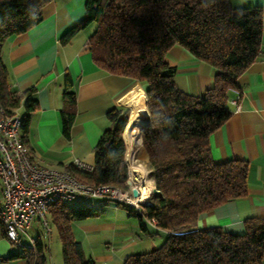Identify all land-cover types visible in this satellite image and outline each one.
Instances as JSON below:
<instances>
[{"label": "trees", "instance_id": "obj_1", "mask_svg": "<svg viewBox=\"0 0 264 264\" xmlns=\"http://www.w3.org/2000/svg\"><path fill=\"white\" fill-rule=\"evenodd\" d=\"M47 1L0 0V52L9 35L41 20V7ZM84 9L82 20L62 34L61 42L93 23L86 41L93 61L111 73L140 81L150 116L140 139L157 192H151L149 203L139 210L130 206L128 210L140 222L153 221L165 236L156 248L127 255L123 264H261L264 219H244L240 233L218 226L196 227L200 213L247 192V162L215 161L208 135L230 115V91L238 90V76L258 54L261 7L234 6L230 0H84ZM175 43L216 68L213 84L200 95L185 93L174 82L176 67L168 62L166 52ZM7 72L0 53V108L12 112L22 107L25 141L29 113L38 105L35 89H10ZM63 82L60 118L62 133L69 137L76 96L67 73ZM125 110L108 112L111 124L93 148L91 169L75 164L65 169L89 183L127 188ZM85 199L74 204L56 200L48 207L49 222L61 242L62 264H95L74 239L71 221L101 214L109 201L122 204L104 199L101 207ZM22 248L27 264H48L47 245L39 235L33 249Z\"/></svg>", "mask_w": 264, "mask_h": 264}, {"label": "crops", "instance_id": "obj_2", "mask_svg": "<svg viewBox=\"0 0 264 264\" xmlns=\"http://www.w3.org/2000/svg\"><path fill=\"white\" fill-rule=\"evenodd\" d=\"M230 3L261 7L260 48L256 58L237 78L240 108L236 110L227 103L230 115L210 132L208 142L215 161L247 162V192L200 213L196 227L218 226L240 233L244 219H264V0H230ZM41 14L38 23L9 35L2 42L0 52L7 67L9 88L19 92L35 89L38 105L29 113L25 142L39 165L65 169L79 160L91 167L93 148L111 124L108 112L126 106L131 110L136 102L145 99V92L140 81L111 73L93 61L86 45L89 36L86 29L61 42L62 34L84 17V0H48L41 7ZM166 59L175 65L174 82L183 92L200 95L213 84L216 68L196 58L182 45H171ZM65 73L76 96L69 137L62 133L60 118ZM234 95L235 91H230L229 96ZM17 111L24 113L22 107ZM145 156L147 159V152ZM105 205L109 207L106 213L71 221L74 239L82 244L85 254L95 264H123L127 255L150 251L163 241L165 232L156 228L153 221L140 222L135 212H129L123 204L109 201ZM15 253L17 256H12ZM0 264H27L25 249L12 245L1 224ZM261 264H264V251Z\"/></svg>", "mask_w": 264, "mask_h": 264}, {"label": "built area", "instance_id": "obj_3", "mask_svg": "<svg viewBox=\"0 0 264 264\" xmlns=\"http://www.w3.org/2000/svg\"><path fill=\"white\" fill-rule=\"evenodd\" d=\"M234 91L235 95L229 97L227 103L238 110L240 94L239 90ZM21 119L17 109L6 112L0 108V222L14 247L25 245L20 239L22 233L34 248L35 237L28 232L33 221L40 223L43 233L50 232L48 207L56 200L74 204L84 198L110 199L135 210L149 203L148 198L144 202L136 201L137 197L131 194V187L135 185L127 180V188L93 184L66 169L39 165L22 138ZM75 165L91 169L79 160Z\"/></svg>", "mask_w": 264, "mask_h": 264}, {"label": "bare ground", "instance_id": "obj_4", "mask_svg": "<svg viewBox=\"0 0 264 264\" xmlns=\"http://www.w3.org/2000/svg\"><path fill=\"white\" fill-rule=\"evenodd\" d=\"M128 107V106H127ZM129 109V119L123 130V139L126 145L125 157L128 163L129 176L127 181L137 187L139 195L138 202H143L149 197L151 187L146 178V172L141 163L133 161V155L144 153L139 135V125H141L148 117L145 105V99L142 98ZM144 155V154H142Z\"/></svg>", "mask_w": 264, "mask_h": 264}, {"label": "rangeland", "instance_id": "obj_5", "mask_svg": "<svg viewBox=\"0 0 264 264\" xmlns=\"http://www.w3.org/2000/svg\"><path fill=\"white\" fill-rule=\"evenodd\" d=\"M83 29H86L87 31H85V32H89V34H90L94 29V24L93 23L89 24L86 27H84ZM141 87L143 88V86H141ZM125 109H126L125 111L127 112L126 107H125ZM140 138H141V132H140ZM141 143H142V141H141ZM144 151H145V149H144ZM142 154H144V155H142ZM145 155H146V152L141 153V154L135 153L133 155V161L139 162L142 164V166L144 167L145 172H146V178L148 180V184L150 187H152L153 186L152 184L154 183V178L151 175V169L149 168V165H148V158L146 159ZM124 162H125L126 167H127V179H128V176L130 175L128 163L126 162V159H124ZM85 200H86V203H88V204H95L98 201L100 203L101 207L104 205L103 204L104 199L86 198ZM110 204H112V203H110ZM122 204H124L123 206L126 205L125 203H122ZM126 207H128V205H126ZM108 210H109L108 205H104L103 213H106ZM48 217H49V215H48ZM131 219H133V218H131ZM134 221H136V220H134ZM28 232L30 233V235H32L34 237L36 235H39L41 240L47 244L46 257H47L48 264H62L61 242L59 240V236H58V232H57L56 228L51 223H50V232L47 234L43 233L42 228L40 226V223L37 221L33 222V224L31 226H29ZM74 233L77 237H79V238L81 237L79 235L77 229H75V228H74ZM20 239L23 241V243L25 245H29V240L25 234L20 233Z\"/></svg>", "mask_w": 264, "mask_h": 264}, {"label": "water", "instance_id": "obj_6", "mask_svg": "<svg viewBox=\"0 0 264 264\" xmlns=\"http://www.w3.org/2000/svg\"><path fill=\"white\" fill-rule=\"evenodd\" d=\"M126 108H127V112H126V121H125V125L127 124V122H128V119H129V109H128V107L126 106ZM149 122H150V116H149V114H148V117H147V119L141 124V125H139V135H140V132H141V130L144 128V127H146L148 124H149ZM125 127V126H124ZM123 130H124V128H123ZM151 192H157V189H156V187L155 186H153L152 188H151ZM131 194L133 195V196H135V197H137L138 195H139V190L137 189V187L136 186H132L131 187ZM144 202V201H143Z\"/></svg>", "mask_w": 264, "mask_h": 264}]
</instances>
